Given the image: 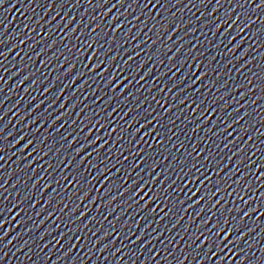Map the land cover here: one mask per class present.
<instances>
[{"label":"water","instance_id":"1","mask_svg":"<svg viewBox=\"0 0 264 264\" xmlns=\"http://www.w3.org/2000/svg\"><path fill=\"white\" fill-rule=\"evenodd\" d=\"M262 4L0 0V264H264Z\"/></svg>","mask_w":264,"mask_h":264},{"label":"snow or ice","instance_id":"2","mask_svg":"<svg viewBox=\"0 0 264 264\" xmlns=\"http://www.w3.org/2000/svg\"><path fill=\"white\" fill-rule=\"evenodd\" d=\"M122 2H123V0H121V3ZM259 7H264V4L259 5ZM117 87H119V85H117ZM225 130H227V129H225ZM145 158L147 159V157H145ZM197 179H199V177H197ZM201 187H203V185H201ZM141 191H143V189H141ZM198 191H199V189H198ZM135 195H139V193H136ZM152 199L154 200V199H156V197H153ZM202 199H209L210 200L211 197H203ZM149 202H151V200ZM197 203H201V201H197ZM217 204H219V201H217ZM193 206H195V205H193ZM144 207L146 208L147 207V204H145ZM212 207L215 208L216 205L214 204V205H212ZM203 226L204 225H201V227H203ZM234 231H239V229L236 228V227H233V228L229 229L228 228V221L227 220H224L222 222V224H217V226H216V234H217V237H220L221 234H224L223 235V238L220 240V244H222L225 247H227L228 245L226 244V242L229 240V236ZM240 239H243V237H240ZM232 243H236V241H232Z\"/></svg>","mask_w":264,"mask_h":264}]
</instances>
